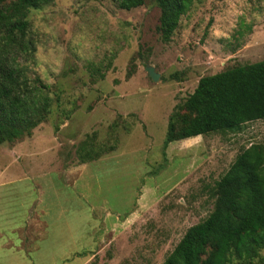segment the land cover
Segmentation results:
<instances>
[{
    "label": "rangeland",
    "instance_id": "obj_1",
    "mask_svg": "<svg viewBox=\"0 0 264 264\" xmlns=\"http://www.w3.org/2000/svg\"><path fill=\"white\" fill-rule=\"evenodd\" d=\"M159 15L155 0L29 10L35 48L18 60L51 100L30 135L0 144V264H160L212 210L235 155L264 142L258 119L162 147L168 116L201 76L264 59V0H196L169 41ZM93 131L115 147L79 162Z\"/></svg>",
    "mask_w": 264,
    "mask_h": 264
},
{
    "label": "trees",
    "instance_id": "obj_2",
    "mask_svg": "<svg viewBox=\"0 0 264 264\" xmlns=\"http://www.w3.org/2000/svg\"><path fill=\"white\" fill-rule=\"evenodd\" d=\"M50 1L0 0V144L30 135L49 112L48 86L18 59L35 48L28 37L29 10ZM112 1L129 10L145 0ZM195 1L155 0L163 41ZM258 119H264V59L201 76L168 116L162 147L210 132H236ZM114 147L98 144L93 131L77 145L76 155L87 162ZM214 196L212 210L184 231L160 264H264V142L235 155L215 181Z\"/></svg>",
    "mask_w": 264,
    "mask_h": 264
},
{
    "label": "water",
    "instance_id": "obj_3",
    "mask_svg": "<svg viewBox=\"0 0 264 264\" xmlns=\"http://www.w3.org/2000/svg\"><path fill=\"white\" fill-rule=\"evenodd\" d=\"M145 70L147 71V74L150 76V78L155 81L158 78V73L155 71L154 67L150 64H147L145 66Z\"/></svg>",
    "mask_w": 264,
    "mask_h": 264
}]
</instances>
